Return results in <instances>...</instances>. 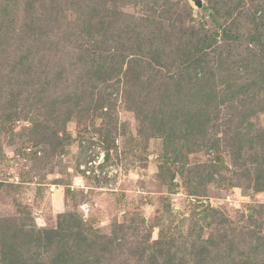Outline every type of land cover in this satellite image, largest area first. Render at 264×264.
<instances>
[{"label": "rangeland", "instance_id": "374dc122", "mask_svg": "<svg viewBox=\"0 0 264 264\" xmlns=\"http://www.w3.org/2000/svg\"><path fill=\"white\" fill-rule=\"evenodd\" d=\"M43 1H36V10ZM63 1L71 2L58 0ZM113 1L116 24L137 26L134 20L141 9L145 11V3ZM170 1L166 26L183 17V27L206 29L214 26L213 17L225 18L224 6L218 13L209 8L214 0H202L201 7L191 0ZM225 2L245 12V18L256 7L261 9L258 25L251 28L242 21L245 36L234 49L219 36V46L203 57L204 77L198 83L183 81L177 89L169 81L171 89L165 93L161 81L157 92H148L152 85L144 78L135 87L136 79L123 75L125 65L110 81L86 79L90 65L79 36L63 37L55 50L53 46L39 50L40 59L33 66L41 84L35 86L31 81L36 79L24 72L28 61L22 51L38 46L33 41L37 36H15L7 24L0 27V116L5 115L0 118V237L10 236L9 245L25 264L54 263L59 246L50 230L59 222L64 226L61 236L78 230L84 236L89 229L88 240L70 241L72 264H140L142 257L159 264L156 242L168 238L182 249L187 235L195 242L216 244L205 264H264V190L254 191L250 178L237 169L239 164H251L252 150L243 152L240 140L223 134L224 121L234 115L231 102L209 111L201 99H194V94L206 96L213 90L217 99L228 100L237 85L253 77L254 65L262 63L259 45L247 41L246 29L260 36V46L264 43V0ZM156 8L163 11L162 5ZM241 13L235 14L244 20ZM247 96L237 97L252 100L257 108L243 120L244 134L247 128L250 132L264 128V90ZM99 98L104 99L103 107L95 111ZM160 108L152 129L151 112ZM202 117L211 121L199 131ZM235 122L233 117L234 126ZM103 149L106 163L119 168L111 187L82 172V166ZM256 161L264 165L262 159ZM227 219L231 223H223ZM21 230L29 235L26 239ZM14 231L17 237H12ZM220 233L223 243L218 241ZM108 238L117 246L114 254L107 253V242L102 250L90 247Z\"/></svg>", "mask_w": 264, "mask_h": 264}, {"label": "trees", "instance_id": "16d2710c", "mask_svg": "<svg viewBox=\"0 0 264 264\" xmlns=\"http://www.w3.org/2000/svg\"><path fill=\"white\" fill-rule=\"evenodd\" d=\"M36 1L0 0V27L4 23L7 24V29L15 36H37L33 41L38 46L29 45L22 51L27 56L25 60L28 61L24 72H26L27 77L36 79V81H31L33 83L29 82L35 86L41 84L38 80L40 75L34 76L39 74V72H35L33 66L36 63L35 61L40 59L36 56L39 54V50L45 51L44 48L50 49L52 48L51 46L55 50V45L63 41V37L68 36H79L80 40L83 41V45L80 44V47H85V58L90 65V71L85 73V78L92 80V82L102 83L106 80L110 81L114 76L113 73H118L122 66L125 65L124 77L127 80H130V78L136 79L135 87L144 78L147 80L148 86L149 84L152 85L148 87V92H157L159 91L158 84H164L166 86H164L165 89L162 91L165 93L171 89L169 81H172L173 89H177L183 81V83H191L193 82L192 80H195V83H198L204 77L205 60L203 57L208 50L212 51L214 47L219 46L218 37L220 36L223 41H226L225 43H228L229 49H234L236 43L245 36L242 31L244 26L242 21L251 24V28H253L258 25L262 16V10L256 7L250 15L246 14L245 18V12L241 13L235 5L225 2H229V0H214L211 1L209 8L213 9L214 13H218V11H222L219 6H224L223 16L225 18L222 17L219 21L213 17L214 26L212 28L194 27V30H190L188 25L183 27V24L180 23L183 17H180L182 18L181 20L180 18L178 20L175 18L168 26L164 24L168 16L171 15L169 11L172 7L170 0H153L154 3H151L152 0H134L137 1L136 3L144 2V7L146 8L144 10L146 12L143 9L139 11L140 15L136 18L137 20H134L137 26L132 25L131 22L118 26L115 21L117 16L112 8L115 3L113 0H71V2L63 1V3L58 2V0H45L40 3L37 10L35 8ZM160 5H162V12L156 8V6L159 7ZM131 6L133 8L137 4ZM259 11L260 14L257 15ZM235 13H241V17L245 19H241L240 15ZM12 14L13 17H11ZM165 15L167 16L166 20ZM186 21L189 22V20ZM246 32L247 41L253 46L257 47L259 45L260 57L262 58H260L262 63L257 66L254 65L252 69L253 77L249 78L250 80L244 84L237 85L236 92L228 100L217 99L218 96L215 95L213 90V94L208 93L206 96H203L201 92L198 93V96L194 94V99H201L205 103L204 109L209 111L212 109L219 110V106L223 102L232 103L229 106L234 111L233 114L235 116L231 115L224 121L223 134L225 136L229 135L228 139L231 138L233 141L240 140L239 147L243 152L252 150L251 164L248 165L250 168H248L247 164H239L237 169L245 172L244 176L250 178L252 189L258 192L264 190V165L260 166L258 161H256V159H262V162H264V128L257 127L255 128L256 131L254 130L253 132H250L251 129L247 128L246 134L242 132L245 123L243 120L247 119L250 114L255 113L257 107L252 100H247L246 98H244L245 100H238L241 97L237 96L241 95L243 98L249 93L264 90V43L260 46L259 42H262L261 40L259 41L260 36L257 35V37L250 33V28L249 30L246 29ZM260 33L263 34L262 32ZM252 53L255 54L253 50ZM23 63L26 62L23 60ZM247 68L248 66L244 70L245 73L248 72ZM57 76H60V74L57 73ZM188 77L190 79H187ZM158 81H161V83L157 84ZM228 83L226 88L229 86ZM35 93L38 92L35 91ZM93 96L94 92L92 93ZM139 96H141L139 99L144 97L141 94ZM236 99L238 101L235 102ZM102 100L104 101L101 98L98 101L96 100L94 107L91 106L93 107L92 109L95 111L98 108L101 109L103 107ZM162 102V96H160L159 104H162ZM1 107L0 109L3 111V106ZM260 107L258 109L261 110ZM247 109L248 114L242 115ZM262 109H264V106ZM162 110L160 108L151 112L148 122L151 121L149 125H151L152 129H154L152 122L155 120L153 118L161 113ZM3 116L5 117V115H2L0 118ZM233 117H235L236 121L235 126L232 123ZM210 119L202 117L199 131L204 130V127L211 121ZM252 161L255 162L252 163ZM76 220L77 218H75ZM226 221L223 223H231L229 219ZM61 223L59 222L57 229L50 230L52 232L51 235L56 236V243L59 246L53 264H72L69 249L74 243L71 244L70 241L83 242L88 240L90 238L88 236L89 229H85L86 236L82 235L83 230H78L75 235L71 233V235L61 236L64 230V226L62 227L63 223ZM68 227H71L70 224ZM21 231L22 238L26 239L29 236L25 232L26 230ZM2 237H0V264H25L24 260L18 256L17 249L13 246L11 247V243L9 245L10 236L4 235ZM12 237H17L16 231L13 232ZM190 238V235L184 236V240L181 242L182 249H177L174 240L168 238L163 241H157L156 243L160 245L159 249L161 251H158L161 256L156 261H160L159 264H205V260L216 244L208 240H197L195 242ZM218 238V241L223 243L225 239L223 233L218 234ZM106 242L110 243L107 253L114 254L117 246L116 244L112 246L113 242L110 238L105 242L103 239H99L90 247H98L102 250V245ZM186 255H189V258L185 259ZM152 256H154L153 252ZM143 259L142 257L140 264H154L153 261ZM98 261L96 260V263ZM99 264L102 263L100 262Z\"/></svg>", "mask_w": 264, "mask_h": 264}, {"label": "built area", "instance_id": "2783aa9c", "mask_svg": "<svg viewBox=\"0 0 264 264\" xmlns=\"http://www.w3.org/2000/svg\"><path fill=\"white\" fill-rule=\"evenodd\" d=\"M106 151V150H105ZM106 154L100 150L95 159L89 160L87 164L82 166L83 176L92 175L93 179L99 183L106 184L111 187L119 173V168L116 164L106 163Z\"/></svg>", "mask_w": 264, "mask_h": 264}, {"label": "water", "instance_id": "95a60500", "mask_svg": "<svg viewBox=\"0 0 264 264\" xmlns=\"http://www.w3.org/2000/svg\"><path fill=\"white\" fill-rule=\"evenodd\" d=\"M193 2L194 5H196L197 7H201L202 6V0H191Z\"/></svg>", "mask_w": 264, "mask_h": 264}]
</instances>
